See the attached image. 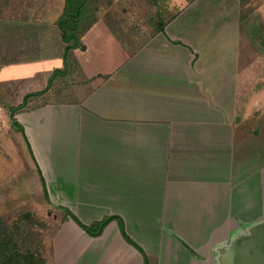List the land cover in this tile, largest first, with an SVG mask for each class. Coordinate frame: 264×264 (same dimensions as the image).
I'll list each match as a JSON object with an SVG mask.
<instances>
[{
  "label": "crops",
  "instance_id": "obj_1",
  "mask_svg": "<svg viewBox=\"0 0 264 264\" xmlns=\"http://www.w3.org/2000/svg\"><path fill=\"white\" fill-rule=\"evenodd\" d=\"M246 1L172 0L131 54L93 25L66 61L65 0H0V221L42 205L87 226L117 216L141 248L117 220L94 238L66 215L54 264H240L264 221V78H239Z\"/></svg>",
  "mask_w": 264,
  "mask_h": 264
},
{
  "label": "rangeland",
  "instance_id": "obj_2",
  "mask_svg": "<svg viewBox=\"0 0 264 264\" xmlns=\"http://www.w3.org/2000/svg\"><path fill=\"white\" fill-rule=\"evenodd\" d=\"M172 4V0H86L90 15L87 23L82 24L78 32L79 45L77 47L82 50L86 48L81 45L80 37L87 28L90 29L98 24L93 34L103 30L107 34H112L122 45H127L126 48L131 54L158 31L161 24L164 25L174 15L176 8ZM242 14L243 24L246 25L244 31L248 36H244L246 47L242 49L243 65L239 78H248L250 82L254 79L256 83L262 82L257 78H264V45L262 44L264 42V0H247L243 3ZM92 38V41L96 42L100 41L101 36L96 35ZM248 49L252 50L251 57L247 54ZM115 52L118 54L116 48ZM255 55L258 58L257 61ZM253 60L259 65H255ZM262 83L259 88L264 85ZM63 92V86L57 88L55 94L47 101L64 99L61 95ZM15 136L17 140H23L21 132L15 131ZM261 145L264 149V144ZM262 160H264V154ZM31 189L34 190V187ZM39 195L38 197L43 198V192ZM39 214L35 217L28 213H20L13 218L10 216L3 220L7 227L0 221V232L4 233L8 230L16 234V230L21 228L24 233L22 236H16L18 243L12 244L15 248L12 252V256H16L15 263L33 264L32 256H35L40 258V264H54L52 239L59 224L66 219V215L62 211L53 210L45 205L41 206ZM23 215L30 218L23 219ZM260 223L249 229L250 245L256 244L261 239L264 221Z\"/></svg>",
  "mask_w": 264,
  "mask_h": 264
},
{
  "label": "trees",
  "instance_id": "obj_3",
  "mask_svg": "<svg viewBox=\"0 0 264 264\" xmlns=\"http://www.w3.org/2000/svg\"><path fill=\"white\" fill-rule=\"evenodd\" d=\"M66 1V7L63 14V17L58 22V27L62 33L63 41L67 44L66 47V53H65V60L67 61L69 52L71 49L77 47L79 45V37L78 32L81 30V25L84 23H87L90 12L86 5V0H65ZM158 31L163 32L164 31V25L161 24L158 27ZM57 75V74H56ZM54 76L50 78V82L48 85V88L44 90L43 92H40L38 94H31L25 97L23 104H21L18 107L12 108L11 112L14 114L22 109H24L27 104L29 103L30 99L32 97L41 96L47 92L49 87H51ZM16 127H19L21 131H23V128L20 127L18 124H15ZM44 182V180H43ZM45 196L47 197V191H46V185L45 183ZM66 215L70 217L86 234H88L90 237H99L102 235L104 229L112 222V221H119L121 225V230L123 233V236L125 239L135 246L136 248L140 249V246L136 244L125 232L124 230V222L121 218L117 216H112L105 218L102 221L95 222L90 226L84 225L79 218L73 214L70 210H66ZM30 217L24 216L23 219H29ZM21 228H18L15 233H10L8 230L4 233L0 232V264H18L15 263V257L12 256V252L14 251V247L12 244L18 243L19 240L16 238L18 235H23ZM8 250V251H7ZM11 252V253H8ZM28 258V257H25ZM31 259V257H30ZM33 264H40V258H36L35 256H32Z\"/></svg>",
  "mask_w": 264,
  "mask_h": 264
},
{
  "label": "water",
  "instance_id": "obj_4",
  "mask_svg": "<svg viewBox=\"0 0 264 264\" xmlns=\"http://www.w3.org/2000/svg\"><path fill=\"white\" fill-rule=\"evenodd\" d=\"M249 241L250 239L247 241V248L243 252L240 264H264V231L259 242L250 245Z\"/></svg>",
  "mask_w": 264,
  "mask_h": 264
}]
</instances>
